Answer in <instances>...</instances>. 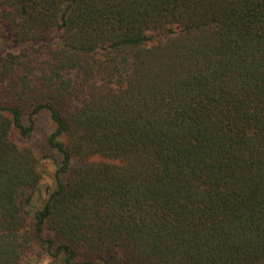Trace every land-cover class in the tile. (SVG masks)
Listing matches in <instances>:
<instances>
[{
    "label": "trees",
    "instance_id": "16d2710c",
    "mask_svg": "<svg viewBox=\"0 0 264 264\" xmlns=\"http://www.w3.org/2000/svg\"><path fill=\"white\" fill-rule=\"evenodd\" d=\"M43 259L264 264V0H0V264Z\"/></svg>",
    "mask_w": 264,
    "mask_h": 264
},
{
    "label": "rangeland",
    "instance_id": "374dc122",
    "mask_svg": "<svg viewBox=\"0 0 264 264\" xmlns=\"http://www.w3.org/2000/svg\"><path fill=\"white\" fill-rule=\"evenodd\" d=\"M51 126L47 123L45 117L41 115L37 118L35 122V130L34 135L29 140H23L14 135L15 141L24 147L32 148L35 152L36 156L41 159V168L44 172L43 180L40 185V189H45V187L49 186L51 188L55 187L53 182V175H54V167L52 162L49 159H46V156L53 157L54 155L49 153V151L44 147V138L46 134L51 130ZM41 264L46 263V259L41 260Z\"/></svg>",
    "mask_w": 264,
    "mask_h": 264
}]
</instances>
